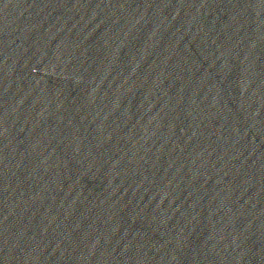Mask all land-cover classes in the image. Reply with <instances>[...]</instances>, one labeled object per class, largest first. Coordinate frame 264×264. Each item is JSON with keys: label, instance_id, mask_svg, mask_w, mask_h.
<instances>
[{"label": "water", "instance_id": "1", "mask_svg": "<svg viewBox=\"0 0 264 264\" xmlns=\"http://www.w3.org/2000/svg\"><path fill=\"white\" fill-rule=\"evenodd\" d=\"M0 264H264V0H0Z\"/></svg>", "mask_w": 264, "mask_h": 264}]
</instances>
